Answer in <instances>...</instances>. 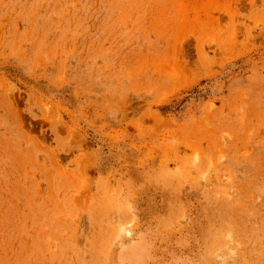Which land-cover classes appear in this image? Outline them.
Wrapping results in <instances>:
<instances>
[{"label":"rangeland","instance_id":"obj_1","mask_svg":"<svg viewBox=\"0 0 264 264\" xmlns=\"http://www.w3.org/2000/svg\"><path fill=\"white\" fill-rule=\"evenodd\" d=\"M0 264H264V0H0Z\"/></svg>","mask_w":264,"mask_h":264}]
</instances>
